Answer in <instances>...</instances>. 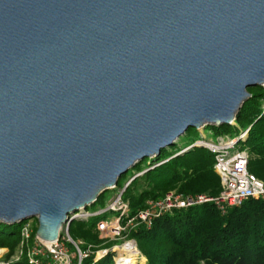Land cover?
Listing matches in <instances>:
<instances>
[{"label":"water","instance_id":"1","mask_svg":"<svg viewBox=\"0 0 264 264\" xmlns=\"http://www.w3.org/2000/svg\"><path fill=\"white\" fill-rule=\"evenodd\" d=\"M259 86L264 0H0V223L57 241L138 163L235 125Z\"/></svg>","mask_w":264,"mask_h":264},{"label":"trees","instance_id":"2","mask_svg":"<svg viewBox=\"0 0 264 264\" xmlns=\"http://www.w3.org/2000/svg\"><path fill=\"white\" fill-rule=\"evenodd\" d=\"M249 92L252 97L237 114L236 125L213 126V129L220 138H235L248 131L247 139L239 145L248 152V171L264 182V87L252 88ZM202 134L205 135L197 130L193 134L189 130L183 136L187 138V145L172 154L168 153L170 148L163 150L157 158L149 159L145 167L142 165L146 159L131 170L134 173L130 178L141 174L123 194L132 217L145 212L149 202L160 201L173 192L187 198H220L222 186L214 170V155L204 149L178 155ZM125 177L127 175L119 180L116 190L108 192L117 194L124 189L129 180L122 183ZM106 193L92 208L106 197ZM94 220L73 222L69 229L71 238L75 242H84V250L92 247L98 252L112 248L115 243L100 239L96 229L98 219ZM21 227V223H0V249L7 251L4 261L10 262L21 252ZM37 230L38 226H35L31 245L37 243ZM128 237L137 242L145 259L137 264H264V199L248 200L239 207L229 208L225 214L215 203L175 209L156 219L150 229L140 224L130 231ZM114 257V253H109L95 262L94 254L82 264H115ZM13 264L30 262L24 252Z\"/></svg>","mask_w":264,"mask_h":264},{"label":"built area","instance_id":"3","mask_svg":"<svg viewBox=\"0 0 264 264\" xmlns=\"http://www.w3.org/2000/svg\"><path fill=\"white\" fill-rule=\"evenodd\" d=\"M236 125V124H235ZM233 125V126H235ZM203 131V130H202ZM200 131V132H202ZM248 131L242 132L239 137H221L218 140H209L206 135L195 141L193 144L183 148L178 155L187 151L204 149L214 155V170L221 180L222 192L220 198L212 199L206 196L187 198L175 192L165 196L157 202H149L145 212L132 217L130 206L123 200L124 189L118 192L108 205L100 210L91 211L92 206L79 211L69 217V222L63 227L60 238L52 243H45L44 246L38 242L31 245V238L34 231L33 219L22 222V250L10 262L4 261V253L0 251V264H13L18 261L25 252L30 264H82V262L95 254V262L105 258L109 253H114L115 264H137L145 259L138 249L137 242L130 239L131 230L144 224L151 228L156 219L171 213L175 209H187L204 203H215L225 214L229 208L239 207L251 199H264V182L248 171V152L240 148L239 143L245 141ZM158 166V165H157ZM135 175L134 177H139ZM115 187L113 190H116ZM113 215H115L113 217ZM102 217L96 222V229L100 233V239L106 242H113L122 239L126 242L118 248H111L94 252L92 247L83 249L84 242H75L69 233L73 222H89L94 218ZM37 241V240H36ZM124 261L120 262V259Z\"/></svg>","mask_w":264,"mask_h":264},{"label":"rangeland","instance_id":"4","mask_svg":"<svg viewBox=\"0 0 264 264\" xmlns=\"http://www.w3.org/2000/svg\"><path fill=\"white\" fill-rule=\"evenodd\" d=\"M196 130H192L193 134ZM202 132L205 133L206 135V138L209 139V140H218L220 137L218 135L215 134L214 132V129H213V126H208L206 127ZM185 145H187V138H181L179 143L177 144V146H175L174 148H170L168 150V153L172 154L173 152H175L179 147H184ZM168 153H165V155H168ZM149 159H146L143 163V167H145L148 163ZM134 173V171H130L129 174L127 175V177L123 178L122 179V183H125L128 179V181L126 182V184L128 182L131 183V180L133 179L130 178L132 176V174ZM116 195V193H110V192H107L106 193V197L105 198H102L101 201L91 209V211H97V210H100L102 209L103 207H106L108 205V203L114 198V196ZM115 215H113L114 217ZM94 219H103L102 217H98V218H94ZM92 219V221L94 222L95 220ZM34 226H36V222L33 223ZM113 242L115 243V245L112 247V248H118V246H121L123 245V243H125L126 241L125 240H122V239H116V240H113ZM111 249V248H110ZM1 252H5L4 254H6V250H1ZM117 254L119 253H116L115 256H117Z\"/></svg>","mask_w":264,"mask_h":264},{"label":"bare ground","instance_id":"5","mask_svg":"<svg viewBox=\"0 0 264 264\" xmlns=\"http://www.w3.org/2000/svg\"><path fill=\"white\" fill-rule=\"evenodd\" d=\"M47 244H49V243H47ZM122 261H124V259L121 258V259H120V262H122Z\"/></svg>","mask_w":264,"mask_h":264}]
</instances>
